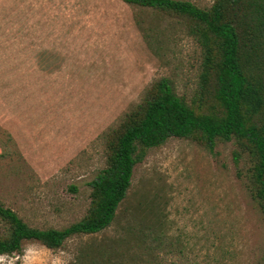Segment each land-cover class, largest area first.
Listing matches in <instances>:
<instances>
[{
    "label": "rangeland",
    "instance_id": "obj_1",
    "mask_svg": "<svg viewBox=\"0 0 264 264\" xmlns=\"http://www.w3.org/2000/svg\"><path fill=\"white\" fill-rule=\"evenodd\" d=\"M183 1L211 9L218 0ZM202 62L185 22L159 11L0 0V203L35 228L81 220L109 134L162 78L191 102ZM236 151L235 141L209 149L177 137L149 149L114 223L62 248L75 264H262L264 213L250 158ZM37 247L41 264H54L57 249Z\"/></svg>",
    "mask_w": 264,
    "mask_h": 264
},
{
    "label": "trees",
    "instance_id": "obj_2",
    "mask_svg": "<svg viewBox=\"0 0 264 264\" xmlns=\"http://www.w3.org/2000/svg\"><path fill=\"white\" fill-rule=\"evenodd\" d=\"M123 1L185 22L203 51L199 89L188 102L171 79L162 78L126 114L109 134L106 167L90 183V207L78 222L62 229L35 228L0 203L5 225L0 254L19 253L25 241L55 250L74 236L109 228L127 198L136 166L149 149L171 137L209 149L217 141H235V160L243 154L250 158L251 193L264 213V0H218L211 9L183 0Z\"/></svg>",
    "mask_w": 264,
    "mask_h": 264
},
{
    "label": "clouds",
    "instance_id": "obj_3",
    "mask_svg": "<svg viewBox=\"0 0 264 264\" xmlns=\"http://www.w3.org/2000/svg\"><path fill=\"white\" fill-rule=\"evenodd\" d=\"M37 244L38 242L29 241L22 245L19 253L0 254V264H16L17 261L20 264H41V250ZM54 264H75V258L61 247L57 249Z\"/></svg>",
    "mask_w": 264,
    "mask_h": 264
}]
</instances>
